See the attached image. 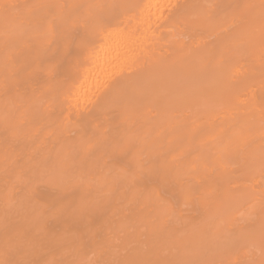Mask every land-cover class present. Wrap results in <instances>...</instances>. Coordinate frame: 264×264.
<instances>
[{
    "label": "bare ground",
    "instance_id": "bare-ground-1",
    "mask_svg": "<svg viewBox=\"0 0 264 264\" xmlns=\"http://www.w3.org/2000/svg\"><path fill=\"white\" fill-rule=\"evenodd\" d=\"M0 264H264V0H0Z\"/></svg>",
    "mask_w": 264,
    "mask_h": 264
}]
</instances>
